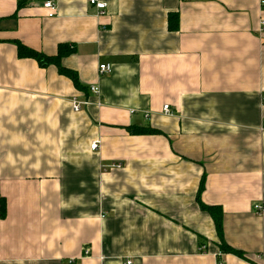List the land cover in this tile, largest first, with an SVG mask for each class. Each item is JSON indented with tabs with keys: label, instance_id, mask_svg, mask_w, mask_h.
I'll list each match as a JSON object with an SVG mask.
<instances>
[{
	"label": "crops",
	"instance_id": "1",
	"mask_svg": "<svg viewBox=\"0 0 264 264\" xmlns=\"http://www.w3.org/2000/svg\"><path fill=\"white\" fill-rule=\"evenodd\" d=\"M89 1L0 0V264H264L261 0Z\"/></svg>",
	"mask_w": 264,
	"mask_h": 264
},
{
	"label": "trees",
	"instance_id": "2",
	"mask_svg": "<svg viewBox=\"0 0 264 264\" xmlns=\"http://www.w3.org/2000/svg\"><path fill=\"white\" fill-rule=\"evenodd\" d=\"M169 23H170L169 28L173 31L176 30L178 28L177 26L179 25V16L177 14L170 15ZM15 44L18 48V56L20 58H29V59L36 60L38 64L40 65V67L42 68H46L52 65L56 66L61 75L71 79L77 88H80V89L83 88L82 85L80 84L77 74L71 70L63 68V66L61 65V60L73 53V51L70 50L69 48L60 46L57 56L49 57L42 53L29 49L28 47L24 46L20 42H15ZM135 132L137 134H146V135L157 133L156 131H153L150 128L138 129ZM203 210H206L213 216L219 236L223 240L222 222H221V216L219 215L220 212L216 211V208H211V207L209 208L205 206H203ZM226 249L228 252L240 258L248 260L242 251L233 249L231 247H227Z\"/></svg>",
	"mask_w": 264,
	"mask_h": 264
},
{
	"label": "built area",
	"instance_id": "3",
	"mask_svg": "<svg viewBox=\"0 0 264 264\" xmlns=\"http://www.w3.org/2000/svg\"><path fill=\"white\" fill-rule=\"evenodd\" d=\"M89 3L91 6L96 7L101 12V14H104L105 10L107 9V5L105 3L100 2L99 0H90ZM261 5L264 6V0H261ZM45 7L46 9L50 10L49 17H54L56 15L57 7L53 3V1H47L45 3ZM262 31H264V21H262ZM112 73H113L112 65L104 64L99 67V74L101 76H109ZM88 90L95 96L101 95V89L98 86H91ZM90 105H91V102L89 100L80 101L77 98L72 99V109L75 113H80L82 111H85ZM164 112L166 113V115H170V116L173 115L169 106L164 107ZM98 148H99V142H94L91 145V150L93 151L97 150ZM112 167L120 168L121 165H113ZM253 211L257 215L261 216L264 214V206L260 204L255 205L253 208ZM84 254L85 256H89L90 249L86 248L84 251ZM262 259L264 260V257H262ZM127 264H133V263L131 261H128Z\"/></svg>",
	"mask_w": 264,
	"mask_h": 264
}]
</instances>
